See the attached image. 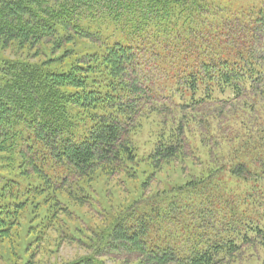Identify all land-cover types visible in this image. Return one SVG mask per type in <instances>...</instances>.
<instances>
[{
	"label": "trees",
	"instance_id": "trees-1",
	"mask_svg": "<svg viewBox=\"0 0 264 264\" xmlns=\"http://www.w3.org/2000/svg\"><path fill=\"white\" fill-rule=\"evenodd\" d=\"M0 46V244L85 215L97 249L63 264L264 258V0H0Z\"/></svg>",
	"mask_w": 264,
	"mask_h": 264
},
{
	"label": "rangeland",
	"instance_id": "rangeland-1",
	"mask_svg": "<svg viewBox=\"0 0 264 264\" xmlns=\"http://www.w3.org/2000/svg\"><path fill=\"white\" fill-rule=\"evenodd\" d=\"M262 0H220L221 3H235V4H259ZM25 51V50H24ZM29 51V50H28ZM29 53L33 54V51H29ZM22 56L21 51H17L15 47H6L2 48L0 46V66L4 63H9L14 60H19ZM46 57L49 54H46ZM40 60L42 57H38ZM17 60V61H18ZM118 177H114V179L110 182V188L114 191V196H111L104 203V208H101L103 215L108 214V205L117 206L120 201L125 200V197H132L134 192L132 191L129 195L123 194V186L120 184L117 179ZM180 181L179 174H171L168 178L163 179L158 187V190L164 189L168 185H172L176 182ZM258 187L251 185L250 189L246 190L242 185H230V192L233 199V203L239 202L244 203L249 194L256 195L258 191ZM152 192H155L153 189ZM207 193L206 189L203 191ZM161 194V193H160ZM108 196V193H106ZM113 195V194H112ZM189 194L176 196L174 198H187ZM195 203V207H200L199 199ZM206 206V205H205ZM237 206V203H236ZM219 211H221L222 219H223V228L228 232H233V225L236 220H231V218H236L234 215L233 209L228 210V213L225 211V206L223 204L222 198H219ZM237 209V207H236ZM236 211H240L239 209ZM81 212H84V208H81ZM95 216H98L97 220H100L102 215H98L95 211H91ZM231 220V221H230ZM68 223L65 224V227L60 229L61 235L59 231H53L50 234L45 233L40 228H36L33 230L34 234H40V236L44 239H41L36 243H34V235L29 237L27 235L26 238L25 232L28 230L29 226L26 225L25 228L21 229V236L17 237L13 235L9 241H2L0 244V264H63L67 261H72L74 259L79 258L80 256L86 255L94 248L97 249V241L95 239L96 236L99 235V232H94L93 228H91L92 224L88 223V217L82 215L81 217H68L66 220ZM230 221V222H229ZM229 222V224H227ZM227 224V225H226ZM212 226V225H210ZM50 234V235H49ZM50 236L49 241L47 238ZM11 248H10V246ZM248 246V245H246ZM245 246V247H246ZM259 250L247 247L244 252L235 259L231 264H264V258L257 257ZM256 252V253H255ZM252 256H248L249 254ZM259 256V255H258ZM107 264H114L109 261H105Z\"/></svg>",
	"mask_w": 264,
	"mask_h": 264
}]
</instances>
